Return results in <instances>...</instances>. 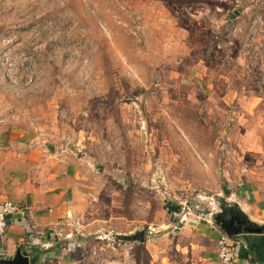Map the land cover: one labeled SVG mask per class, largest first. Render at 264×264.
Listing matches in <instances>:
<instances>
[{
    "label": "rangeland",
    "instance_id": "obj_1",
    "mask_svg": "<svg viewBox=\"0 0 264 264\" xmlns=\"http://www.w3.org/2000/svg\"><path fill=\"white\" fill-rule=\"evenodd\" d=\"M11 129L86 159L95 194L35 264H207L189 222L264 186V0H0Z\"/></svg>",
    "mask_w": 264,
    "mask_h": 264
},
{
    "label": "crops",
    "instance_id": "obj_2",
    "mask_svg": "<svg viewBox=\"0 0 264 264\" xmlns=\"http://www.w3.org/2000/svg\"><path fill=\"white\" fill-rule=\"evenodd\" d=\"M17 130L0 138V205L11 201L22 208L9 221L6 241L0 243V258L12 257L20 248L35 264L38 257L47 259L54 252L56 240L69 241L75 233L84 236L89 224L83 220V211L88 204L95 206V194L86 181V159L58 145L56 151L54 144L39 147L37 138L29 139ZM256 185L249 193L252 199L238 206L249 220L264 224V186ZM193 219L189 222L193 228L184 230L190 237L189 246L198 249L202 261L218 264V241L224 233L213 227L210 217L205 223ZM231 242L239 248L232 264H264V234H240Z\"/></svg>",
    "mask_w": 264,
    "mask_h": 264
},
{
    "label": "water",
    "instance_id": "obj_3",
    "mask_svg": "<svg viewBox=\"0 0 264 264\" xmlns=\"http://www.w3.org/2000/svg\"><path fill=\"white\" fill-rule=\"evenodd\" d=\"M239 16V12H235L232 14L231 19L236 18ZM239 208V206H238ZM240 209V208H239ZM222 211V208H221ZM222 214V212H218L216 214H213L210 216L211 221L214 222V224L229 238L236 237L240 234H257L262 235L264 234V224H257L249 220V218L246 216L248 220V225L244 228L238 229L236 227V219L233 217H227L226 219H219V216ZM235 229V230H232ZM137 232H141V229ZM142 233V232H141ZM111 236H113L111 234ZM125 238H128V240H131L133 238H136L137 235L134 236H126ZM0 264H33L31 257L28 256L25 252L22 251V249H18L16 254L12 257L1 259Z\"/></svg>",
    "mask_w": 264,
    "mask_h": 264
},
{
    "label": "built area",
    "instance_id": "obj_4",
    "mask_svg": "<svg viewBox=\"0 0 264 264\" xmlns=\"http://www.w3.org/2000/svg\"><path fill=\"white\" fill-rule=\"evenodd\" d=\"M22 210L18 203L6 201L0 205V243H5L10 219ZM238 245L231 242L225 234L218 241V256L223 264H232L238 257Z\"/></svg>",
    "mask_w": 264,
    "mask_h": 264
},
{
    "label": "flooded vegetation",
    "instance_id": "obj_5",
    "mask_svg": "<svg viewBox=\"0 0 264 264\" xmlns=\"http://www.w3.org/2000/svg\"><path fill=\"white\" fill-rule=\"evenodd\" d=\"M222 214L219 216V219L223 220L227 217H233L236 219V227L238 229L244 228L248 225V220L246 216L241 212V210L237 206L228 207L224 206L222 207ZM235 230V229H232Z\"/></svg>",
    "mask_w": 264,
    "mask_h": 264
}]
</instances>
